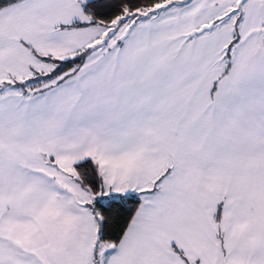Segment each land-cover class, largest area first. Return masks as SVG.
I'll return each mask as SVG.
<instances>
[{
    "label": "snow or ice",
    "instance_id": "snow-or-ice-1",
    "mask_svg": "<svg viewBox=\"0 0 264 264\" xmlns=\"http://www.w3.org/2000/svg\"><path fill=\"white\" fill-rule=\"evenodd\" d=\"M0 264H264V0H0Z\"/></svg>",
    "mask_w": 264,
    "mask_h": 264
}]
</instances>
